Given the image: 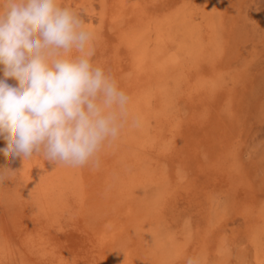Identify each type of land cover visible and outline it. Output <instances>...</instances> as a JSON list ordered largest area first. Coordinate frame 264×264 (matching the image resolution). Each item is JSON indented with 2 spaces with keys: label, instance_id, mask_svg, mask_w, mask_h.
Wrapping results in <instances>:
<instances>
[{
  "label": "bare ground",
  "instance_id": "1",
  "mask_svg": "<svg viewBox=\"0 0 264 264\" xmlns=\"http://www.w3.org/2000/svg\"><path fill=\"white\" fill-rule=\"evenodd\" d=\"M185 1L183 6L164 8L163 12H159L161 7H156L159 13L157 10L150 13L139 5V0H83L84 11L88 14L85 26L94 33L93 63L110 73L130 97L128 123L116 140L105 144L99 153L98 167L55 165L41 155L24 160L20 157L19 163L15 157L6 159L0 153V167L11 169L13 174L18 171L20 187H27L37 215L48 218L51 225L63 214L71 223L82 222L95 252L89 264H173L175 258H187L186 239L191 246H203L200 230L194 231L192 236V232L186 230L192 228H189V220L184 222L188 216L181 217L184 224H188L185 227L182 223L183 229L190 235L183 233L182 237L186 235L185 240L182 239L184 246L177 244L173 233L167 232L176 225L174 212L168 211L169 199L177 190L179 169L188 159L184 155L173 160L170 156L160 158L158 149V144L161 147L165 139V148L173 150L180 135L176 99L182 86L186 85L188 93L217 86L223 70L215 60L221 51L220 44L215 42L214 36L210 37L215 23L210 13L211 9L219 12L217 1L207 0V6H203L204 11L199 15L195 12L194 1L189 2L188 8H192L185 12ZM96 20L100 21V29L95 26ZM217 26L220 29V25ZM106 29L116 32V42L110 47L111 40L108 43L105 37ZM120 46L124 47V56ZM206 54H212L209 67L212 68L203 72L200 67ZM0 79H5L2 65ZM15 81L14 78L6 79L11 86ZM216 89L219 95L220 89ZM209 101L214 105V100ZM166 115L170 117L167 127L162 124ZM134 119L138 121L135 126ZM5 146L6 141L0 138V148ZM152 151L158 153L153 155ZM180 152L186 154L185 149L181 148ZM225 179L229 180V176ZM23 241L33 254L32 258L38 261L45 259L47 264L77 262L73 254L52 241L44 227H36L33 233L23 237ZM16 253L20 254L19 247H14L0 234V264H8L2 261L6 258L4 255L13 260Z\"/></svg>",
  "mask_w": 264,
  "mask_h": 264
},
{
  "label": "rangeland",
  "instance_id": "2",
  "mask_svg": "<svg viewBox=\"0 0 264 264\" xmlns=\"http://www.w3.org/2000/svg\"><path fill=\"white\" fill-rule=\"evenodd\" d=\"M183 1L139 0V5L150 13L156 10L159 13L164 8L183 6ZM190 1H194L198 15L204 11L203 6H207V0H186L185 12L192 8H188ZM216 1L219 12L211 9L210 19L215 18V23L212 24L210 37L214 36L215 42L220 44L221 51L215 58L223 69L218 84L189 93L186 85L182 86L176 99L181 126L178 140L173 150L165 148V139L161 147L158 144L160 158L170 156L173 160L184 155L188 159L179 169L177 190L171 193L174 200H168V211L174 212L176 228L167 232L173 233L177 244L184 246L182 239L185 240L186 235L182 237L183 233L188 236L183 229L184 222L189 220L192 231L186 230L192 232L191 236L194 231L200 230L202 247L200 244L191 246L187 239L185 241L189 250L186 259L199 257V264H264V0ZM59 3L75 10L87 21L83 0H59ZM156 7H161V10L158 12ZM99 24L100 21L96 20L98 29ZM115 33L105 30L108 43L111 40L108 47L116 42ZM107 40L105 44H108ZM123 48L119 47L121 55ZM211 55H204L206 60L200 67L203 72L212 68H209L212 66ZM14 86H18L17 81ZM214 89H220L221 97ZM209 100L220 101H213L214 105H211ZM169 119L166 115L162 124L167 127ZM181 148L186 154L180 152ZM156 153L152 151L151 154ZM14 159L20 163V157ZM18 174V171L13 174L11 170L7 178L0 182V234L6 236L14 247L18 246L20 254L16 253L13 260L4 255L6 258L2 261L8 264H47L45 259H33L23 241V237L33 233L36 227H44L55 244L76 257V264H89L95 252L82 222L71 223L63 214L57 223L51 225L48 218L37 215L35 202L27 187H20ZM228 176L229 180L225 179ZM179 188H182L180 192ZM182 216L184 219L188 217L184 220ZM184 225L188 227L187 223ZM181 229L184 232L181 233ZM196 251L197 258L194 256ZM186 259L175 258L172 263L186 264Z\"/></svg>",
  "mask_w": 264,
  "mask_h": 264
},
{
  "label": "clouds",
  "instance_id": "3",
  "mask_svg": "<svg viewBox=\"0 0 264 264\" xmlns=\"http://www.w3.org/2000/svg\"><path fill=\"white\" fill-rule=\"evenodd\" d=\"M93 41L82 16L59 0H0V138L6 141L0 153L6 159L41 155L55 165L99 166L105 144L128 123L130 97L93 63ZM9 171L0 167V182Z\"/></svg>",
  "mask_w": 264,
  "mask_h": 264
}]
</instances>
